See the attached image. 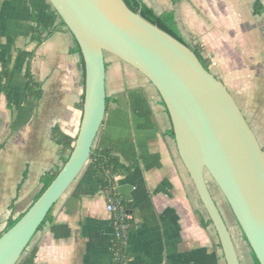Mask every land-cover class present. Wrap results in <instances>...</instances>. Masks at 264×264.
I'll return each instance as SVG.
<instances>
[{"label":"crops","instance_id":"obj_1","mask_svg":"<svg viewBox=\"0 0 264 264\" xmlns=\"http://www.w3.org/2000/svg\"><path fill=\"white\" fill-rule=\"evenodd\" d=\"M257 0H145L171 14L199 46L209 70L234 97L264 146V10ZM264 6V0H260ZM56 32L38 43L37 26ZM107 111L93 148L111 149L130 172L115 178L132 202L127 264H227L195 184L178 152L157 88L113 54L105 55ZM78 43L49 0H0V228L33 204L40 179L69 154L52 131L77 137L83 117ZM30 64L42 95L27 91ZM7 65V66H5ZM6 68L13 102L4 92ZM90 161L51 210L17 264H112L115 228ZM204 223L203 226L201 223Z\"/></svg>","mask_w":264,"mask_h":264},{"label":"water","instance_id":"obj_2","mask_svg":"<svg viewBox=\"0 0 264 264\" xmlns=\"http://www.w3.org/2000/svg\"><path fill=\"white\" fill-rule=\"evenodd\" d=\"M84 61L83 117L74 148L56 178L0 237V264H17L55 204L90 162L107 111L106 53L157 88L181 160L218 233L227 264H242L207 180L225 196L251 251L264 264V146L225 84L193 49L134 12L124 0H49Z\"/></svg>","mask_w":264,"mask_h":264},{"label":"trees","instance_id":"obj_3","mask_svg":"<svg viewBox=\"0 0 264 264\" xmlns=\"http://www.w3.org/2000/svg\"><path fill=\"white\" fill-rule=\"evenodd\" d=\"M126 4L129 6L130 9H132L134 12H139L142 14L143 17H145L147 20L152 22L153 24H156L161 29L165 30L175 38H177L182 43L188 45L193 49L195 54L198 56L200 61L203 63V65L209 69L208 61L205 59L202 55V49L199 46L191 45L184 37L180 34L174 17L171 14H163V15H157L152 8H150L146 3L145 0H124ZM264 10V6L262 5L260 0L256 1L255 4V11L261 12ZM61 26H65V23L61 19ZM59 26L53 28V29H47L46 36H42L45 32V29L38 25L35 31V36H33V39L36 40L38 43L43 41V39L47 36H50L52 33L56 32ZM67 30H69L67 28ZM70 31V30H69ZM78 49L81 55V70H82V80L83 84L85 85V68H84V61L81 54L80 47L78 45ZM7 66V65H5ZM6 79L7 82L4 84V92L7 97V104L9 107L12 106V89L10 86V80L12 79V72L8 68H6ZM27 91L32 94L33 98L38 99L42 95V87L39 82H37L31 72L30 64L28 65L27 72ZM83 101H84V94H83ZM83 107V104H82ZM174 133V132H173ZM52 139L62 146L64 150H68L69 154L61 153V160L63 162V165L68 161L70 154L74 148V143L76 141L75 137H72L70 135H67L61 131L59 127H55L52 131ZM90 161L92 162L96 175L98 177V181L100 183L102 191L109 197V199L112 201V203L115 205L116 210H124L125 212L132 213V202H129L125 199H122L119 197L116 188H115V178L120 175H126L130 172V167L126 164H124L120 157L113 152L111 149H98L93 148ZM63 167V166H62ZM62 167L55 168L53 170L47 171L44 175H42L40 182L42 184V188L40 192L35 197V200L38 199V197L47 189V187L52 183V181L56 178L58 175L60 169ZM34 200V201H35ZM123 212V211H122ZM120 214V212H118ZM24 214V213H23ZM22 214V215H23ZM17 218H10L8 220V223L4 229L1 230L0 228V237L1 235L8 229H10L21 217ZM51 211L49 212L47 218L44 220L42 225L40 226L39 230L48 222L50 219ZM117 212L113 214L112 223L113 226H116L115 220ZM209 222H212L211 219ZM203 226L205 224L201 223ZM134 225V223L131 221L129 229L124 233L125 236L117 237L114 233V239H113V262L112 264H127L128 261V254H127V236L130 228ZM244 239L246 240L245 235L243 234ZM247 241V240H246ZM251 257L252 261L250 264H260L259 260L255 256L254 252L251 251Z\"/></svg>","mask_w":264,"mask_h":264},{"label":"rangeland","instance_id":"obj_4","mask_svg":"<svg viewBox=\"0 0 264 264\" xmlns=\"http://www.w3.org/2000/svg\"><path fill=\"white\" fill-rule=\"evenodd\" d=\"M107 54L109 55V53ZM207 180L210 186V190L225 216L226 222L228 224L233 240L235 242L241 263L250 264L252 261L251 248L248 245L247 241L244 239L242 230L238 225L236 218L225 196L223 195V193L221 192V190L219 189V187L217 186V184L210 175H207Z\"/></svg>","mask_w":264,"mask_h":264},{"label":"built area","instance_id":"obj_5","mask_svg":"<svg viewBox=\"0 0 264 264\" xmlns=\"http://www.w3.org/2000/svg\"><path fill=\"white\" fill-rule=\"evenodd\" d=\"M107 197V210L113 215L114 213L117 212L116 218L117 220H115L116 222V226L115 228V235L117 237H122L125 236L124 233L129 229L131 221L133 219V214L130 212H125L124 210H116L115 205L112 203V201L109 199V197L106 195ZM120 212V214L118 213Z\"/></svg>","mask_w":264,"mask_h":264}]
</instances>
